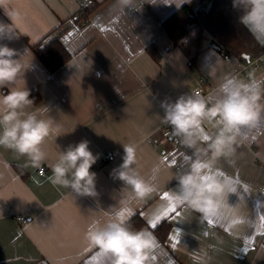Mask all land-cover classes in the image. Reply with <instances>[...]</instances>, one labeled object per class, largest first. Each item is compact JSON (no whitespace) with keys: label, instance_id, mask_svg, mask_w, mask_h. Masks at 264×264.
<instances>
[{"label":"crops","instance_id":"crops-1","mask_svg":"<svg viewBox=\"0 0 264 264\" xmlns=\"http://www.w3.org/2000/svg\"><path fill=\"white\" fill-rule=\"evenodd\" d=\"M199 1L136 0L133 7L139 10L124 11L118 0H92L90 21L84 25L77 17L76 0H8L20 18L15 37L0 44L26 54L25 63L31 61L25 86L36 89L40 98L35 104L49 108L62 134L48 139V160L39 167L0 147V264H103L98 249L87 246V227L93 219L103 222L108 213L129 209L131 219L140 216L157 239L155 264H264V117L255 128L242 130L232 156L215 162L222 178L236 188L228 197L239 213L236 226L221 218L209 223L165 199L176 186L173 174L191 150L178 137L162 135L170 126L159 118L164 114L160 102L174 101L198 87L213 95L231 77L264 78V62L244 76L248 59L243 56L225 57L204 43L191 64L185 50L173 45L163 21L186 4L195 10L208 8L205 0ZM0 22L12 24L2 7ZM246 27L264 44V35ZM56 37L71 56L51 72L37 49ZM150 46L157 56L150 53ZM81 140L89 141L93 154H99L91 168L97 174L96 197L77 195L48 179L59 149ZM127 143L137 146L142 175H150L158 163L161 172L156 192L125 205L123 183L110 173L122 163V144ZM106 152L115 159L104 160ZM40 167L45 174L38 173ZM15 214L28 222L22 223ZM163 222L171 224L165 241L154 230Z\"/></svg>","mask_w":264,"mask_h":264},{"label":"clouds","instance_id":"clouds-1","mask_svg":"<svg viewBox=\"0 0 264 264\" xmlns=\"http://www.w3.org/2000/svg\"><path fill=\"white\" fill-rule=\"evenodd\" d=\"M135 2L118 0L124 11L136 9ZM233 2L234 7L243 10L240 22L254 33L264 35V0ZM0 7L12 21L10 25L0 22V40L13 39L20 14L11 8L8 0H0ZM25 55L0 44V147L27 157L34 167H39L48 160L45 150L48 139L62 133L59 124L49 115V108L37 106L30 99L24 74L30 69L31 61L25 63ZM160 107L164 112L159 116L161 122L169 125L173 135L191 150L190 155L183 156L172 176L176 186L170 200L176 206L199 213L209 223L221 218L236 226L239 213L228 202L229 194L235 193L236 188L222 178L215 162L232 156L242 130L255 128L264 117V78L252 77L247 81L227 78L213 95L198 91L182 94L174 101L162 100ZM206 124L214 131L210 133ZM122 146V163L110 175L123 183L121 190L127 196L121 202L127 205L158 190L161 164L154 165L146 177L137 167V146L134 143ZM98 158L99 154L94 155L90 150L89 141L70 144L65 150L59 149L55 162L49 165L52 174L48 179L53 186L68 188L80 196L96 197L97 174L91 168ZM132 215L130 209L127 213L116 211L108 213L103 222L93 219L89 223L85 241L89 249H98L102 254L103 264H155L153 253L158 248L157 239L146 228H135L130 223Z\"/></svg>","mask_w":264,"mask_h":264},{"label":"trees","instance_id":"trees-1","mask_svg":"<svg viewBox=\"0 0 264 264\" xmlns=\"http://www.w3.org/2000/svg\"><path fill=\"white\" fill-rule=\"evenodd\" d=\"M208 8L195 10L186 4L173 12L163 21V27L174 46L182 47L188 54L191 64L204 49V43H213L215 47L238 57L259 56L264 53V44L253 36L250 30L240 22L243 10L234 7L233 0H205ZM93 5V4H92ZM93 7V6H92ZM153 56L157 52L149 47ZM37 55L46 68L53 72L60 68L69 58L70 53L56 37L42 48ZM30 91V98L37 102L40 98L35 88ZM130 223L137 229H149L140 216H134ZM161 241H165L170 233L171 224L163 222L155 229Z\"/></svg>","mask_w":264,"mask_h":264},{"label":"built area","instance_id":"built-area-1","mask_svg":"<svg viewBox=\"0 0 264 264\" xmlns=\"http://www.w3.org/2000/svg\"><path fill=\"white\" fill-rule=\"evenodd\" d=\"M76 2H77V17L82 20V23L84 25H86L90 21V12L92 10V4H93L92 0H76ZM199 4H200V1H199ZM220 53L223 54L225 57H229L230 55L226 53L224 50H220ZM263 62H264V53L246 61L242 69L244 76L251 75L252 71L255 70L256 68H259ZM197 91L207 96V94L204 92L202 87H198L197 89L194 90V92H197ZM162 135L166 137L169 136L172 138L175 137L172 133V129L168 126L163 128ZM103 159L107 161H113L115 159V156L113 155L112 152H106L103 154ZM38 173L45 174V168L40 167L38 169ZM15 217L18 220H20L22 223L28 222V218L22 214H15Z\"/></svg>","mask_w":264,"mask_h":264},{"label":"snow or ice","instance_id":"snow-or-ice-1","mask_svg":"<svg viewBox=\"0 0 264 264\" xmlns=\"http://www.w3.org/2000/svg\"><path fill=\"white\" fill-rule=\"evenodd\" d=\"M170 197L168 196V194H165V199H169ZM157 219H159V217H157ZM152 226L155 227L156 226V221H152Z\"/></svg>","mask_w":264,"mask_h":264},{"label":"water","instance_id":"water-1","mask_svg":"<svg viewBox=\"0 0 264 264\" xmlns=\"http://www.w3.org/2000/svg\"><path fill=\"white\" fill-rule=\"evenodd\" d=\"M209 45L215 47V45L213 43H210ZM243 57L246 58V59H248V60L250 59V55H244Z\"/></svg>","mask_w":264,"mask_h":264}]
</instances>
